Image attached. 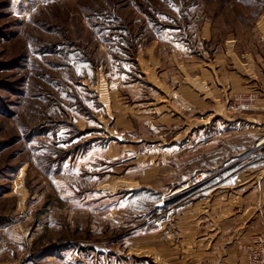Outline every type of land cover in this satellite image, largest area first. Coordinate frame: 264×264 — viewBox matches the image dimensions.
<instances>
[{
  "label": "rangeland",
  "instance_id": "rangeland-1",
  "mask_svg": "<svg viewBox=\"0 0 264 264\" xmlns=\"http://www.w3.org/2000/svg\"><path fill=\"white\" fill-rule=\"evenodd\" d=\"M224 66L264 75V0H0V264H162L140 248L141 235L215 181V172L199 171L242 148L251 156L225 178L263 166L264 149L237 127L228 134L223 121L221 150L211 142L185 154L162 148L171 133L150 123L153 111L175 106L180 75L201 80L209 97L200 72L219 80ZM242 93L218 111L241 114L228 103ZM206 103L202 113L214 104ZM117 135L122 158L103 160L113 141L105 138ZM152 166L163 193L132 194L142 183L138 169ZM105 171L109 190L91 179ZM121 194L133 201L122 207ZM185 255L180 264H190Z\"/></svg>",
  "mask_w": 264,
  "mask_h": 264
},
{
  "label": "crops",
  "instance_id": "crops-1",
  "mask_svg": "<svg viewBox=\"0 0 264 264\" xmlns=\"http://www.w3.org/2000/svg\"><path fill=\"white\" fill-rule=\"evenodd\" d=\"M222 68L219 69L222 74V78L219 80L215 79L211 72H200L202 81L205 79V82H208L204 84L209 87V97L214 103L211 110L205 111V113H209L205 119V113L201 111L207 104L206 98L209 97L207 95L204 97L200 91L201 80L200 84L187 83L183 81L186 79L184 75H180L182 78L179 77L176 92L172 96L176 107L164 105L166 109L162 108L159 112L153 111V114L157 116L151 118V121L149 120L152 126L154 125L152 128L157 130L165 124L164 126L167 128L165 130L171 133L170 144L162 146L169 154L189 153L191 146L200 149L201 146L206 147V144L211 142L214 145L217 144L220 149L222 143V134L219 131L221 121L229 126L228 134H235L237 131H231V128L237 127L239 129L237 133L249 135L254 140L256 151L264 149V75L258 74L253 68L249 73L229 72L225 66ZM119 90L120 88L116 85L110 88L112 103L118 101ZM249 91H255L259 96L258 106L255 109L230 116L218 111L220 109L218 105L226 104L229 96L236 92L248 93ZM153 100L156 102L155 99ZM207 107L209 106L207 105ZM190 111L195 113V119L191 121L188 120ZM168 133H165V136ZM161 135L156 133L157 140H160ZM121 138L124 139V135L123 137L117 135V140L105 138L113 141L105 143L103 160L112 158L117 163V159L122 158L123 152L118 144L119 141H123ZM135 139V142L141 144L148 138L136 137ZM242 149L244 151L235 157L214 163V165H210V169L199 171L215 172L212 177L215 181L210 186H206L211 182L210 180L203 184L202 189L200 188L201 191L196 194L197 197L191 198V204L188 203L178 208L169 219L156 225L155 231L142 234L140 248L144 252L155 254L159 263L162 264H180L181 256L185 258L186 253L189 256L190 264H245L246 248L256 240H264V162L262 167L240 170L225 178L224 172L234 169L242 161L243 164H246L253 152V150ZM261 160H264V157ZM223 162L231 163L224 167ZM121 163L123 162L119 161L118 164ZM159 168L152 166L138 169L143 177L142 183H138L139 188H133L132 194L141 191L162 194L165 185L156 182L160 174ZM119 170L129 169L113 171L118 174ZM104 173L103 178H100L101 175L98 177L96 174H91L93 175L91 179L93 181L103 179L105 181L103 188L109 190L111 188L109 183L112 180L108 175L109 172L105 171ZM152 174L154 175L152 176ZM191 177L178 182L175 188L188 183ZM127 181L129 184L133 182L130 179ZM151 181L156 184H150ZM119 188L123 187L118 186L116 192H111L110 195H117ZM185 188H188L185 195L191 197L194 188L191 186H185ZM132 194L126 196L127 198L122 194L119 195L118 197L122 201H119L118 204L122 207L129 204L133 201L130 197ZM111 212L110 215L114 216L115 212Z\"/></svg>",
  "mask_w": 264,
  "mask_h": 264
},
{
  "label": "built area",
  "instance_id": "built-area-1",
  "mask_svg": "<svg viewBox=\"0 0 264 264\" xmlns=\"http://www.w3.org/2000/svg\"><path fill=\"white\" fill-rule=\"evenodd\" d=\"M259 96L255 91L237 94L229 104L232 113H245L258 106ZM247 264H264V240H256L247 250Z\"/></svg>",
  "mask_w": 264,
  "mask_h": 264
}]
</instances>
